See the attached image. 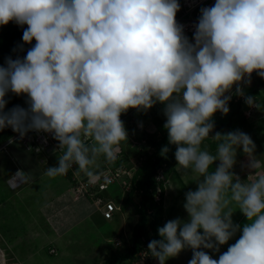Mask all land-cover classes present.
<instances>
[{
	"label": "clouds",
	"instance_id": "clouds-1",
	"mask_svg": "<svg viewBox=\"0 0 264 264\" xmlns=\"http://www.w3.org/2000/svg\"><path fill=\"white\" fill-rule=\"evenodd\" d=\"M180 8L178 0H0V26L26 25L23 44L35 41L23 58L9 56L0 66V130L11 128L20 139L52 133L60 152L49 151L62 155L45 175L72 178L75 165L93 177L97 159L113 161L127 141L121 115L163 105L177 171L186 184L189 176L198 179L196 190L185 193L187 221L177 217L159 227L148 253L159 264L189 248L188 264H264V171H256L264 166L253 155L255 144L240 130L209 137L214 114L229 112L233 85L235 95L255 106L241 84L250 86L253 72L264 79V0L201 7L191 40L176 20ZM9 92L26 96L27 108L5 111ZM209 139L215 153L203 146ZM237 149L248 157L251 181L232 171ZM15 172L24 182L12 191L27 183ZM236 209L247 219L242 227L232 221ZM238 232L218 259L205 251L219 252Z\"/></svg>",
	"mask_w": 264,
	"mask_h": 264
},
{
	"label": "rangeland",
	"instance_id": "rangeland-1",
	"mask_svg": "<svg viewBox=\"0 0 264 264\" xmlns=\"http://www.w3.org/2000/svg\"><path fill=\"white\" fill-rule=\"evenodd\" d=\"M257 77L259 76L257 75L251 79L250 85H252L254 79ZM241 87H243L245 91L246 87L243 84H241ZM235 88L236 86L233 85L231 90L232 98L228 105L229 108L240 98V96L235 95ZM260 91V93L258 91L255 95H252L257 104V107L254 108L255 110L253 109L250 114H247L250 107L246 105L242 106V118L245 120V124L241 126L238 125L239 127L233 131L240 130L251 137L255 144L253 155L257 159H260L262 161V166H264V88L260 89ZM158 105L163 107L159 103L157 106ZM154 107L155 106L147 112L137 111L135 116H131V119H134L131 120L134 121V123L130 124L131 126H128L126 120H124L125 115L121 118V120L123 119L125 129L128 133L127 141L122 142L121 145L125 150H133L135 152V154L131 156V160L135 161L137 165L142 163L145 154L149 153L151 148H146L148 152H145V148L140 149V146L131 148L129 147L131 146L130 141L146 140V136L148 135H152V138L155 136L158 139L159 134H155V125L153 123V118L155 116ZM245 113L247 118L245 117ZM218 114H220V112L215 113V115ZM238 119L240 120L241 118L238 117ZM144 120L152 122L153 126L149 125V122H143ZM140 123H142V127H140ZM146 128L147 132L145 131ZM150 129L153 132H150ZM203 146L207 145L204 144ZM49 152L51 151H45V153ZM210 152L215 153V151ZM28 155L29 153L25 151L18 141H14L10 147L7 148L6 152H0V264H101L108 253L116 251L118 253L122 248L128 246V243H130L129 238L131 237L130 224L132 220L135 222V217L132 214L134 212L132 205H129L128 208L124 210L128 211V223L125 221L122 225L124 228L125 226L127 228L128 238L126 239V243L120 244V248L114 245L115 240L113 236L118 233L122 226L119 218L113 219L111 222L102 220V227L100 225L96 226V228H101L97 233L94 231V233L91 234L93 228L88 231L84 226V230H81L82 227H75L59 238L52 237L50 229L37 211V184L27 181L20 189L11 191L7 188L5 179L3 178V169L11 171L16 164H20L25 168L30 167L31 170L33 166H30ZM217 164L218 161H215L211 165L212 169H209V171H214ZM247 164V155L242 152V149H237L236 164L232 171L240 177L241 181H247V179L251 181L255 178L254 176L248 178L249 175H254V172L247 167ZM256 171L260 173L264 171V167ZM108 195L114 197V200L117 202L121 200V203H123L124 201V197L121 199L120 191H118L116 185L110 188ZM135 201L137 202V199H135ZM122 216H125V213H123ZM232 221L235 224H239L241 227L247 223L246 217H244L238 209L233 213ZM88 232H90V234ZM103 236L111 237L108 241H104L102 238ZM239 236L240 233L238 232L233 239L223 245L220 254L226 252L228 247L239 239ZM119 237L120 238L117 239L121 243V239L124 238L120 235ZM53 239H55V241H53Z\"/></svg>",
	"mask_w": 264,
	"mask_h": 264
},
{
	"label": "trees",
	"instance_id": "trees-1",
	"mask_svg": "<svg viewBox=\"0 0 264 264\" xmlns=\"http://www.w3.org/2000/svg\"><path fill=\"white\" fill-rule=\"evenodd\" d=\"M178 2L181 5L180 0H178ZM24 28H26V25L20 27L14 22H9L5 26H0V66L4 65L5 59L9 56L13 59L17 56L23 58L26 55L27 50L35 44V41H33L31 45L23 44L22 35ZM17 45H23L24 50L14 52L13 49L16 48ZM256 76L257 74L251 77V79ZM262 88H264V79L257 77L254 79L252 85L245 88L244 93L247 96H252L258 91L260 93V89ZM6 99L8 103L5 111L16 105L27 108L26 96H16L9 92ZM154 106L155 116L153 118V123L155 125V134H159V137L157 139L155 136L152 138V135L146 136L147 138L144 136L146 138L147 147H150L151 151L145 154L142 163L137 165L135 175L131 181L130 190L124 195V201L121 206V210L123 211L126 210L129 205H132L134 209L132 214L135 216V222L131 226V237L129 238L130 243L118 253L117 251L108 253L101 264H131L136 253L141 249L140 246L142 245V239H145L144 244L146 247L151 240H159L157 229L161 225L163 216V183H165L170 174L174 172V166L177 161L175 160L176 146L169 144L168 132L163 127L165 123L163 107L159 105L157 106V104ZM242 106L243 103L238 99L237 102L230 106L229 112L226 115L221 113L218 115L214 114L212 118L214 122V130L209 134V137L214 135L215 132L227 134L245 124V120L242 118ZM124 115H126V113ZM238 117L241 119L239 120ZM15 134L16 133H14L11 128L0 130V146ZM204 144L208 146L210 151L216 150V142L209 139L205 140ZM164 147H168V152L162 155L161 150ZM122 151V156L124 157L122 159L124 160H128V156L135 154L133 150H125L123 146ZM145 152L148 151L145 149ZM103 159L105 158L103 157ZM159 169L162 170V180L159 183L161 189V201L156 203L154 201V195L156 194L154 177ZM210 169H212V166ZM68 176H70L69 172ZM135 199H137V202ZM148 210H150V213H148ZM124 242L126 243V239H121V244H124Z\"/></svg>",
	"mask_w": 264,
	"mask_h": 264
},
{
	"label": "crops",
	"instance_id": "crops-1",
	"mask_svg": "<svg viewBox=\"0 0 264 264\" xmlns=\"http://www.w3.org/2000/svg\"><path fill=\"white\" fill-rule=\"evenodd\" d=\"M136 112L137 110L129 109L126 115L130 114L131 116H135L137 114ZM122 116H124V114L121 115V118ZM143 122H149V125L153 126L152 122L150 121L144 120ZM142 123L140 124L142 125ZM145 131L147 132V128L145 129ZM149 131L153 132L151 131V129ZM86 143H91V141L86 140ZM25 151L29 153L28 160L30 166H33V168H31L30 170V167L25 168L20 164H16V166H14L11 171H6L5 169H3V178L6 179L10 174H12V172L16 168L22 172V174L26 177L27 181L37 184V211L39 216L43 219V221L50 229L52 237L59 238L60 236L69 232L75 227H82L81 230H84V226L85 229H88V231L93 228L91 234L94 233V231L97 233L101 228H96V226L100 225L102 227V220L105 222H111L104 220L100 212L90 203L89 200L85 198L74 199L71 194L66 192V189L69 186V180L71 179V176H68L67 174L65 176L49 178L45 175L46 169L48 167L58 166V158L60 157V154L58 155L56 152H53V150H51V152L47 153L45 156H42L32 154L27 149H25ZM44 157L48 159L46 166L41 163L42 158ZM102 159L103 156H100L97 159L96 164L92 167L93 172L100 167ZM77 173L82 177L86 176V173L80 171L79 169ZM196 179H198V177L189 176L187 177L188 183L186 184V178L182 175L180 171H177L176 163V165L174 166V172L170 174L166 184L164 185L163 216L160 227H162L168 220H172L177 217H179L181 220L187 221L188 216L183 208V204L185 203V193L189 190H196ZM201 179L203 178L201 177ZM108 196L110 198H113L112 200H114V197H111V195ZM114 202L116 205H118L120 201L117 202L114 200ZM123 213H125V216H122ZM116 218H119L121 225L125 221H127L128 223V211H119L116 214L114 220ZM133 223L134 222L132 220L130 227ZM88 233L90 234V232ZM119 235L124 239L128 238L126 226L124 228L122 225L118 233L113 235L114 240L120 238ZM110 237L111 236H103L102 238L104 241H108ZM55 239H53V241H55ZM222 246H220L219 252H213L211 250L205 251H207L213 259H218ZM191 258L192 250L189 248L183 250L177 257L166 260L165 264H188V261ZM156 264H159L158 260Z\"/></svg>",
	"mask_w": 264,
	"mask_h": 264
},
{
	"label": "built area",
	"instance_id": "built-area-1",
	"mask_svg": "<svg viewBox=\"0 0 264 264\" xmlns=\"http://www.w3.org/2000/svg\"><path fill=\"white\" fill-rule=\"evenodd\" d=\"M181 9L176 17L178 23L184 25L185 35L192 39L194 25L199 17V10L201 7H211L214 5L215 0H180ZM256 75L255 72L251 74V77ZM243 84V83H242ZM239 100L243 103V106L246 105L243 97H240ZM255 106H249L250 108L247 111V114H250L257 104L254 101ZM255 110V109H254ZM245 117L246 113H245ZM130 118V119H129ZM126 123L130 125L134 123V119H131V115L127 114L125 119ZM129 121V122H128ZM131 126V125H130ZM12 139V142L17 140L22 143L24 146L33 149L37 153H43L54 149V151L60 152L58 147V141L53 138L52 133L44 132H29L23 139L19 138V135L16 134ZM131 148L140 146V149L147 147L146 140L141 139L131 140ZM9 141L2 147L3 149L7 146ZM122 145L120 146V151L116 154V158L113 161H107L106 159L101 160V165L98 169L94 171V176L82 177L77 173V167L74 165L73 168H70L69 171L72 173V178L69 180V186L66 189V192L71 194L74 199L85 198L90 201V203L100 212L104 220L112 221L116 214L121 211V200L118 205L115 204L113 198L108 196V191L111 187L116 185L118 191H120L121 199L124 197L126 192L130 190L131 181L135 175L137 163L131 160V156H128V160H124L122 156ZM62 155V154H61ZM60 155V156H61ZM45 158V159H44ZM42 158L41 163L46 166L48 159L46 157ZM162 180V170H158L157 174L154 177L156 183V194L154 195V201L159 203L161 200V189L159 183ZM24 178L20 175L19 172L13 173L6 181L8 187L12 190L18 188L23 184ZM164 186V183H163ZM107 194V196L105 195ZM150 213V210H148ZM145 239H142L141 249L136 253L135 257L131 261V264H156L157 261L154 257L148 253L146 247ZM114 245L116 247L120 246V241L115 239Z\"/></svg>",
	"mask_w": 264,
	"mask_h": 264
}]
</instances>
